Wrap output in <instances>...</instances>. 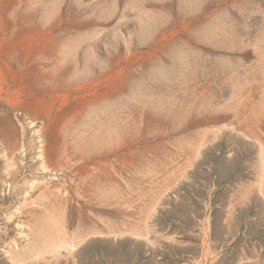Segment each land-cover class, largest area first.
Listing matches in <instances>:
<instances>
[{
    "label": "rangeland",
    "instance_id": "rangeland-1",
    "mask_svg": "<svg viewBox=\"0 0 264 264\" xmlns=\"http://www.w3.org/2000/svg\"><path fill=\"white\" fill-rule=\"evenodd\" d=\"M0 264H264V0H0Z\"/></svg>",
    "mask_w": 264,
    "mask_h": 264
}]
</instances>
